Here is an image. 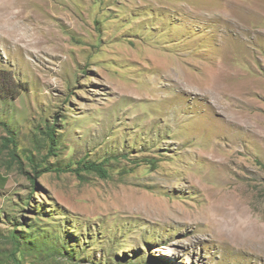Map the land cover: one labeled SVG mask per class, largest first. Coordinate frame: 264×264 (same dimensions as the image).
I'll use <instances>...</instances> for the list:
<instances>
[{"label": "rangeland", "instance_id": "374dc122", "mask_svg": "<svg viewBox=\"0 0 264 264\" xmlns=\"http://www.w3.org/2000/svg\"><path fill=\"white\" fill-rule=\"evenodd\" d=\"M20 2L0 12V254L16 230L22 264H264V0Z\"/></svg>", "mask_w": 264, "mask_h": 264}, {"label": "trees", "instance_id": "16d2710c", "mask_svg": "<svg viewBox=\"0 0 264 264\" xmlns=\"http://www.w3.org/2000/svg\"><path fill=\"white\" fill-rule=\"evenodd\" d=\"M8 133L9 135L4 137L2 140L1 148L4 153H7L8 157L6 159L7 160L6 163L8 164L9 167H13L17 163H22V160H21L20 154L18 153L19 151L18 141L16 140L15 133L10 129L8 130ZM44 134L50 144V152H51L50 155L58 156L59 155V140L57 138L56 126L48 125ZM34 157L35 156H28V159L34 171L36 172V178L40 177L41 175L47 172H51V171L60 172L61 171V169L57 166H52L51 164L50 165L40 164L39 162L36 161ZM90 164L87 160H80L78 162V165L82 168H85L88 170L92 167L93 170H96L98 173L99 172L104 173L103 163L93 162V165L91 167H90ZM68 165H69V169L75 170L72 168L74 166L73 164L69 163ZM78 169H76V171H79ZM36 178H33L32 182L34 184L36 183ZM30 229L31 227H28V230ZM39 231H40V228L38 226L37 230H35L34 232H31V236L34 237L35 233H39ZM8 238H9V241H10L9 243L11 244L12 248L9 250L6 249V253H4V255L0 254V264H22V261L19 258V254L22 251V245L24 243L29 244V245L34 244V240H33L34 238L27 240L24 236H22V234H19L16 230L12 232L11 235H8ZM42 244L44 245L43 242ZM56 248L57 247L55 248L52 247V250H55ZM69 251L71 250L69 249Z\"/></svg>", "mask_w": 264, "mask_h": 264}, {"label": "bare ground", "instance_id": "6f19581e", "mask_svg": "<svg viewBox=\"0 0 264 264\" xmlns=\"http://www.w3.org/2000/svg\"><path fill=\"white\" fill-rule=\"evenodd\" d=\"M21 0H6L5 1V4L3 6H0V12H7V13H10L12 15L13 18H15L16 20L19 18V16L21 15L22 11H17V7L19 6L20 8H23L22 5H21ZM30 4V3H29ZM27 6L24 5V8ZM31 4L29 5V8H30ZM28 7V6H27ZM33 9V8H32ZM1 22H4L3 20H1ZM215 157V156H214ZM226 179V178H225ZM224 180V179H223ZM198 182V181H197ZM227 182V181H226ZM200 184V183H199ZM192 185V184H191ZM195 186V185H194ZM201 187V186H199ZM227 193V192H226ZM219 194V193H218ZM230 195V194H229ZM223 196H225L223 194ZM233 197V195H230ZM222 197V196H221ZM220 197V198H221ZM229 196L226 195V198H228ZM219 198V199H220ZM236 198V197H235ZM223 199V198H222ZM233 200V198H232ZM217 201V200H216ZM235 202V201H234ZM237 205V204H236ZM215 207V212H219V213H224L225 210H227L225 207L222 206H219L218 203H216V205L214 206ZM228 207V206H227ZM138 208L145 211L146 215H156L157 213H165L167 212L166 211V206L164 204H162L159 200H155L154 198H150V199H147L145 202H142L138 205ZM174 208V207H172ZM176 209H179L180 206L178 207H175ZM198 208V207H197ZM231 209V208H230ZM172 210V209H171ZM210 211V210H208ZM175 212V211H174ZM200 212V211H199ZM240 212V210H239ZM242 212V211H241ZM205 213V212H204ZM218 213V214H219ZM233 212H230V213H227V214H232ZM237 213V212H236ZM169 214V213H168ZM207 214V213H206ZM227 214L225 217H227ZM239 214V213H238ZM242 214V213H241ZM174 215V214H172ZM181 215L182 217H185V218H189L190 217V212L188 211H181V213L179 214ZM229 215V216H230ZM168 216V215H167ZM177 217V216H176ZM175 217V219H176ZM180 217V216H179ZM178 217V218H179ZM231 217V216H230ZM182 219V218H181ZM199 219H197L198 221ZM202 220V219H201ZM210 220V219H209ZM243 221V220H242ZM163 222V221H162ZM241 223V222H240ZM232 225V224H231ZM241 225V224H240ZM150 227V226H149ZM243 227V226H242Z\"/></svg>", "mask_w": 264, "mask_h": 264}]
</instances>
